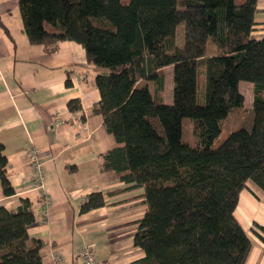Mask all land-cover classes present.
<instances>
[{
  "label": "trees",
  "instance_id": "trees-1",
  "mask_svg": "<svg viewBox=\"0 0 264 264\" xmlns=\"http://www.w3.org/2000/svg\"><path fill=\"white\" fill-rule=\"evenodd\" d=\"M257 3L19 0L32 44L55 52L61 41H75L88 62L107 69L96 77L101 98L92 112L103 116L115 145L100 168L141 189L136 198L145 206L134 234L144 255L128 264H246L252 238L236 209L244 189L264 195V37L252 36ZM180 23L182 47L176 42ZM170 65L168 104L164 68ZM241 81L253 85L249 107ZM202 85L207 100L200 104ZM68 105L82 110L78 98ZM186 117L194 123L195 145L183 137ZM0 183L5 195L16 192L1 140ZM106 197L89 194L81 212L104 206ZM35 221L28 198L13 208L0 204V264H44V242L28 231ZM256 225L264 244V224Z\"/></svg>",
  "mask_w": 264,
  "mask_h": 264
},
{
  "label": "crops",
  "instance_id": "crops-1",
  "mask_svg": "<svg viewBox=\"0 0 264 264\" xmlns=\"http://www.w3.org/2000/svg\"><path fill=\"white\" fill-rule=\"evenodd\" d=\"M252 36L264 37V0H258ZM106 72L88 62L78 42L61 41L55 52L32 44L19 0H0V140L16 191L7 196L0 183V204L13 208L23 198L34 204L36 221L28 231L44 242V264H86L80 254L84 243L96 248L99 264H128L144 255L134 245L145 213L136 198L142 190L100 168L102 155L115 145L103 116L92 112L101 98L96 77ZM76 98L82 110L71 111L68 103ZM32 146L45 161L49 207L33 186L27 155ZM250 189L242 191L236 215L252 238L246 264H264V244L256 234L261 233L256 223L264 224V195ZM99 191L107 195L106 204L81 212L88 195Z\"/></svg>",
  "mask_w": 264,
  "mask_h": 264
},
{
  "label": "rangeland",
  "instance_id": "rangeland-1",
  "mask_svg": "<svg viewBox=\"0 0 264 264\" xmlns=\"http://www.w3.org/2000/svg\"><path fill=\"white\" fill-rule=\"evenodd\" d=\"M185 40V35H184V24L180 23L177 26V31H176V42L178 46H183ZM215 52V47L213 44L209 45V54H213ZM173 72H174V67L172 65L167 66L164 68V80H165V89H164V99L165 102L168 104H171L173 101V85H174V80H173ZM139 86H142L145 84L144 80H141L139 83ZM150 86L151 88L154 87V82L150 81ZM240 90L244 93L245 95V105L247 107L252 105V83L249 81H241L240 82ZM207 100V94H206V88L204 85L199 89L198 92V103L203 104ZM183 137L185 140H187L191 145L197 144L198 137L195 135L194 132V123L191 118H184L183 119ZM262 205V204H260ZM254 243L257 240L253 238Z\"/></svg>",
  "mask_w": 264,
  "mask_h": 264
},
{
  "label": "built area",
  "instance_id": "built-area-1",
  "mask_svg": "<svg viewBox=\"0 0 264 264\" xmlns=\"http://www.w3.org/2000/svg\"><path fill=\"white\" fill-rule=\"evenodd\" d=\"M27 155L34 171L33 186L40 191L44 205L46 207H49L51 204V199L46 191L45 186V161L42 160L37 149L33 146L27 150ZM80 254L86 264H99L96 248L90 243H84L82 245V247L80 248ZM56 258L59 261L63 260V257L60 254H56Z\"/></svg>",
  "mask_w": 264,
  "mask_h": 264
}]
</instances>
